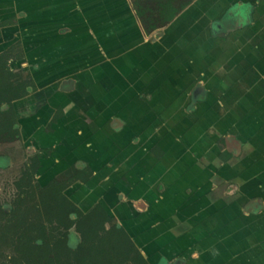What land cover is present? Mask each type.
Instances as JSON below:
<instances>
[{"label":"crops","instance_id":"0c3cea01","mask_svg":"<svg viewBox=\"0 0 264 264\" xmlns=\"http://www.w3.org/2000/svg\"><path fill=\"white\" fill-rule=\"evenodd\" d=\"M8 50L35 85L25 164L91 171L67 195L154 264H264V0H191L149 34L130 0H0Z\"/></svg>","mask_w":264,"mask_h":264},{"label":"trees","instance_id":"16d2710c","mask_svg":"<svg viewBox=\"0 0 264 264\" xmlns=\"http://www.w3.org/2000/svg\"><path fill=\"white\" fill-rule=\"evenodd\" d=\"M190 1L130 3L143 31L149 34L165 27ZM9 58L10 50L0 53V143L19 138L13 102L35 88L28 75L10 69ZM37 166L35 157L23 167L10 208L0 203V242L15 245L20 260L31 264H150L125 228L114 223L102 205L95 203L82 210L66 194L73 181L87 182L91 171L69 168L42 184L35 177ZM72 227L79 235L74 248L67 245Z\"/></svg>","mask_w":264,"mask_h":264},{"label":"rangeland","instance_id":"374dc122","mask_svg":"<svg viewBox=\"0 0 264 264\" xmlns=\"http://www.w3.org/2000/svg\"><path fill=\"white\" fill-rule=\"evenodd\" d=\"M26 160V152L24 151L21 140H15L7 143H0V203L10 208L12 201L15 199L17 188L15 182L20 178L23 166ZM53 169V168H52ZM51 168L39 167V177L42 184L48 181L54 173H48ZM42 177V178H41ZM67 194V191H65ZM73 217V216H72ZM114 221V220H113ZM109 228V224H105ZM79 241V235L74 227L68 230L67 245L74 248ZM7 243L0 242V256L3 260L8 261L9 257L15 254L7 247ZM11 264V263H10Z\"/></svg>","mask_w":264,"mask_h":264},{"label":"flooded vegetation","instance_id":"af4514ba","mask_svg":"<svg viewBox=\"0 0 264 264\" xmlns=\"http://www.w3.org/2000/svg\"><path fill=\"white\" fill-rule=\"evenodd\" d=\"M2 53V52H1ZM8 65H9V59H8ZM24 76H25V74H23ZM14 103V102H13ZM29 164L30 163H28V164H25L23 167H28L29 166ZM38 172H39V168H38V170H37V173L35 174V177H36V179H38V177L39 176H37L38 175ZM55 174H57V173H55ZM54 174V175H55ZM39 180V179H38ZM42 182V181H41ZM47 182V181H46ZM70 197V196H69ZM71 198V197H70ZM71 200H73L74 201V203L77 205V206H79L82 210H87L90 206H83V205H80L78 202H77V200H74L73 198H71ZM108 213V212H107ZM108 215H109V213H108ZM110 216V215H109ZM112 219V218H111ZM113 221V220H112ZM7 247L9 248V249H11L15 254H13V256H11V257H9V264L11 263V264H18V263H21V264H31V262H27V261H24V260H20V255L17 253V250L15 249V245H13V244H8L7 245ZM141 251V250H140ZM142 253V252H141ZM143 254V253H142ZM144 255V254H143ZM145 256V255H144ZM147 259H148V261H149V263L150 264H154V261L153 260H151V259H149V257H147V256H145ZM0 264H8V261H6V260H3L2 258H1V256H0Z\"/></svg>","mask_w":264,"mask_h":264}]
</instances>
